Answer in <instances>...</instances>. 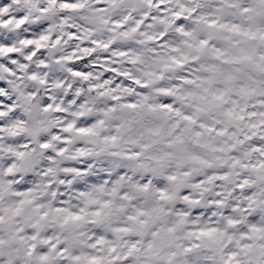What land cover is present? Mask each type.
<instances>
[{
    "label": "clouds",
    "instance_id": "clouds-1",
    "mask_svg": "<svg viewBox=\"0 0 264 264\" xmlns=\"http://www.w3.org/2000/svg\"><path fill=\"white\" fill-rule=\"evenodd\" d=\"M0 264H264V0H0Z\"/></svg>",
    "mask_w": 264,
    "mask_h": 264
},
{
    "label": "snow or ice",
    "instance_id": "snow-or-ice-1",
    "mask_svg": "<svg viewBox=\"0 0 264 264\" xmlns=\"http://www.w3.org/2000/svg\"><path fill=\"white\" fill-rule=\"evenodd\" d=\"M8 51H12V49H8Z\"/></svg>",
    "mask_w": 264,
    "mask_h": 264
}]
</instances>
